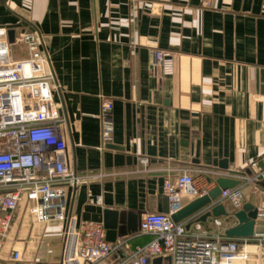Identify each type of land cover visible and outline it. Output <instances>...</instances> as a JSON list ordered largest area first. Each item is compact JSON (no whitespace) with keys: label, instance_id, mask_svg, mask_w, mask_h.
I'll return each instance as SVG.
<instances>
[{"label":"crops","instance_id":"crops-1","mask_svg":"<svg viewBox=\"0 0 264 264\" xmlns=\"http://www.w3.org/2000/svg\"><path fill=\"white\" fill-rule=\"evenodd\" d=\"M0 26H15L16 37L32 30L44 40L59 85L54 97L66 118L69 161L92 177L67 186L64 221L37 222L21 200L1 252L4 264H60L69 224L105 223L108 210L137 214L138 230L111 241L124 245L97 263L114 264L152 239L140 231V220L169 211L163 183L176 179L177 168L252 171L264 155V0H0ZM157 48L172 53L173 74L153 73ZM102 96L112 99L108 142ZM192 200L185 196L184 205ZM242 200L259 208L250 243L264 232V186L247 184ZM222 203L235 211L229 200ZM201 223L210 236L244 242L226 234L238 223L234 216ZM14 250L19 260L12 259Z\"/></svg>","mask_w":264,"mask_h":264},{"label":"built area","instance_id":"built-area-1","mask_svg":"<svg viewBox=\"0 0 264 264\" xmlns=\"http://www.w3.org/2000/svg\"><path fill=\"white\" fill-rule=\"evenodd\" d=\"M15 41L27 45L28 57H13L8 28L0 26V264H4L1 252L21 200H27L30 215L37 222L64 221L67 186L76 187L92 178L79 174L69 161L64 137L66 118L62 103L54 97L59 85L50 57L43 50L44 40L36 32L25 30ZM152 71L173 74L172 53L155 49ZM100 119L103 141L108 142L114 131L110 97L102 96ZM141 162L148 165L149 159L141 158ZM250 169L251 173L220 168H177L176 179L166 178L163 183L169 211L147 213L140 220V231L152 235V239L114 264H153V259L160 256L170 257L171 264H232L235 261L264 264V232L255 241L248 243L250 239H244L241 244L221 233L210 236L200 220L224 200H229L235 210L242 208V188L264 180V155ZM195 173L214 179L202 182ZM219 177L236 179L239 183L222 190L211 204L188 218L173 220L172 215L184 206L185 196L195 199L207 194L217 185ZM215 223L222 225L218 218ZM123 245L122 240L113 243L107 239L104 222L85 221L78 229L69 224L60 264H97ZM249 246L255 248L250 250ZM20 256L19 250L11 254L13 260H19Z\"/></svg>","mask_w":264,"mask_h":264},{"label":"water","instance_id":"water-1","mask_svg":"<svg viewBox=\"0 0 264 264\" xmlns=\"http://www.w3.org/2000/svg\"><path fill=\"white\" fill-rule=\"evenodd\" d=\"M8 35L11 43L15 42L16 30L15 26H8ZM263 167V163H259ZM220 167L227 169V160H222L220 162ZM247 173H251L250 170ZM217 185L208 191L207 194L195 198L189 203L185 204L179 211L172 215L175 222L182 221L189 216L193 215L197 211L203 209L207 205L211 204L226 188H232L236 186L239 181L232 178L219 177L217 180ZM258 184L264 186V180L258 182ZM229 217L234 216L238 223L227 229L226 234L232 238L238 239H252L255 235V225L256 220L259 217V208L253 203L247 202L243 204L242 208L235 210L234 212H228L223 203H219L212 207L211 210L204 213L200 220L205 221L208 217ZM139 216L134 213L118 212L113 210H108V215L105 220V227L107 229V239L109 241H115L119 236H126L132 234L138 230ZM165 257H157L153 259V264H163ZM170 259V257H168ZM20 264V263H17Z\"/></svg>","mask_w":264,"mask_h":264},{"label":"rangeland","instance_id":"rangeland-1","mask_svg":"<svg viewBox=\"0 0 264 264\" xmlns=\"http://www.w3.org/2000/svg\"><path fill=\"white\" fill-rule=\"evenodd\" d=\"M24 48H25L24 45H21L17 41L14 42L13 49H14L15 59H20V58H23L25 56L24 55Z\"/></svg>","mask_w":264,"mask_h":264}]
</instances>
